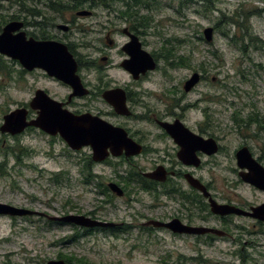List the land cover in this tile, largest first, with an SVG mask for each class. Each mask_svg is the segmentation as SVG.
<instances>
[{
	"label": "rangeland",
	"instance_id": "374dc122",
	"mask_svg": "<svg viewBox=\"0 0 264 264\" xmlns=\"http://www.w3.org/2000/svg\"><path fill=\"white\" fill-rule=\"evenodd\" d=\"M181 2L156 0L148 9H139L150 17L148 51L167 55L169 45L165 42L169 40L176 51L169 62L174 64L177 57H183L187 65L174 67L158 57L159 70L145 84L152 94L149 106L161 111L177 106L172 108L173 112L183 116L188 125H200L220 139L224 153L219 159L241 144L254 157L262 156L264 0H194L186 5ZM17 9L13 0L0 2V29ZM243 12L250 14L246 24L242 18L239 26L228 23L229 18L235 19ZM216 26L212 40H204L203 30ZM0 67L3 68L0 69V125L5 114L22 104L27 106L40 85H46L51 92L64 93L62 88L37 81L35 75L21 78L18 64L1 55ZM193 72L203 75L204 80L193 92L184 95L181 83ZM117 78L124 76L118 73ZM28 115L36 116L31 110ZM129 125L148 126L141 120ZM16 146L26 153L20 154ZM86 153V150L70 151L58 136H49L36 128L18 136L0 133V202L58 218L95 212L105 216V220L132 226L139 222L137 212H160L157 208L147 210L146 206L152 202L145 197L128 206L114 199L110 205H103L105 209L101 211L105 197L97 192L95 184L107 183L112 168L92 166V174L103 178L98 181L86 175L85 179L91 183L84 184L82 174L86 171L82 170V161ZM246 196L253 199L249 192ZM38 216H0V264H46L59 260L58 256L82 258L87 264H163L161 261L165 259L166 264H238L233 253L240 250L252 256L257 264H264V242H191L166 232L149 235L138 229L118 236L98 230L84 235L67 223ZM76 234L78 237L70 241ZM156 238L161 241L154 242ZM179 257L185 258L182 263Z\"/></svg>",
	"mask_w": 264,
	"mask_h": 264
},
{
	"label": "flooded vegetation",
	"instance_id": "af4514ba",
	"mask_svg": "<svg viewBox=\"0 0 264 264\" xmlns=\"http://www.w3.org/2000/svg\"><path fill=\"white\" fill-rule=\"evenodd\" d=\"M155 1L18 0L15 15L5 23V25L10 21L20 23L19 32H23L26 39L53 41L66 45L76 62V75L82 86L79 91L85 93L73 96L71 86L49 76L40 68L28 71L15 61L19 66L18 76L24 78L35 75L37 81L49 84V87L53 84L64 89V93L60 94L51 92L46 85H40L35 91H44L51 99L61 103L63 109L73 114H89L104 120L121 129L130 141L131 148L128 151L121 148L112 153L107 149V156L98 162L93 160L90 147L71 150L66 145L73 152L87 151L82 161L84 167L82 170L86 171L82 174L85 181L86 175L98 181L103 178L102 175L92 174V166L112 168L113 173L107 183L102 181L96 183L97 185L94 183L97 192L105 197L99 209L103 211L105 209L103 205H110L114 199L121 200L128 206L141 202L143 197L152 202V205L146 206L147 210L160 209V212L156 211L154 214L137 212L136 219H139L137 226L117 224L105 220V216H98L95 212L73 215L111 225L94 228L71 226H74L77 232L83 231L84 235L86 232L98 230L118 236V233L129 234L131 229H138L149 235L166 232L172 237L191 242H264V153L259 157L252 155L262 168L259 172L263 181L261 188H258L246 183L241 177L248 170L238 166L236 153L245 146L244 144L219 159L218 157L224 153L220 139L210 135L200 125L197 127L188 125L183 116L173 112L172 108L177 106H170L163 111L149 106L148 101L152 94L145 84L148 83L150 75L159 70L158 57L164 59V56H160L156 51H148L147 38L151 35L148 31L150 17L141 14L139 9H148ZM189 1L188 3H192L194 0ZM213 30L215 31V28ZM136 50L151 55L155 62L153 70L144 73L140 71L133 75L125 68L131 60L130 52ZM117 72L122 74L124 79L117 78ZM202 80L204 76L200 75L199 82L188 92L183 89L186 80L183 81L181 87L184 95L193 92ZM174 93H177L175 89ZM121 98L126 114L117 113L109 102H118ZM21 107L27 108L28 105L22 104ZM33 112L36 114V111ZM28 119L32 118L28 115ZM139 120L146 122L148 126L129 125ZM175 121L180 122L189 131V134L184 132V138L188 139L189 146L183 148L168 133L167 127L162 125H172ZM190 133L201 137L203 141L213 139L217 145L216 151L208 153L206 150L209 145L205 142L199 143L198 138L192 137ZM18 160L16 157L17 162ZM150 174L153 177H150ZM110 183L117 185L121 194L113 192L109 188ZM247 192L252 194V200L247 198ZM211 201L246 212L255 207H262V212L257 218L235 213L218 215L212 212ZM38 217L47 218L46 215ZM172 221H177L178 225L185 227L211 231L179 233L154 224ZM75 237H78L77 234ZM160 241V238L154 240ZM233 254L238 258V264H257L252 256L244 253V250ZM184 259L179 257V263ZM161 262L166 264V259Z\"/></svg>",
	"mask_w": 264,
	"mask_h": 264
},
{
	"label": "water",
	"instance_id": "95a60500",
	"mask_svg": "<svg viewBox=\"0 0 264 264\" xmlns=\"http://www.w3.org/2000/svg\"><path fill=\"white\" fill-rule=\"evenodd\" d=\"M4 1V0H0ZM88 14V12H82ZM20 23L10 21L4 25L0 32V55L18 61L24 69L31 71L34 68L44 70L49 76L55 77L63 83L71 86L73 96H81L85 91L80 92L82 88L78 76L76 75V62L73 55L68 51L66 45L53 41H36L32 38L26 39L23 32H19ZM203 37L210 42L213 37V28L207 27L203 30ZM138 51V50H136ZM130 52L131 60L125 68L133 75L153 70L155 62L149 53L144 51ZM136 52V53H135ZM200 80L198 73H193L188 80L185 81L183 89L185 92L190 91ZM117 113L126 114L123 98L118 102L109 101ZM28 110L36 111V117L28 119ZM167 127L168 133L175 138L183 148L189 146L188 139L184 138V132L189 131L183 125L175 121L174 124H162ZM27 128H37L45 134L60 137L63 142L71 150H79L82 147H90L92 149V158L94 161H102L107 156V149L112 153L118 149L131 148V143L127 139L126 134L113 125L104 120L91 116L89 114L76 115L63 109L62 104L51 99L44 91L36 90L34 96L28 103V109L24 107L15 108L3 116V122L0 125V133L9 134L11 136L20 135ZM191 135V133H190ZM198 138V142H205L208 146V153L216 151L217 145L213 139L203 141L201 137L191 135ZM199 142V143H200ZM191 144V143H190ZM237 164L240 168L247 169L248 172L242 174V180L246 183L261 188L262 178L259 170L262 168L258 165L249 149L244 146L237 153ZM149 176V175H148ZM150 177H153L150 174ZM194 182V180H193ZM191 182L193 185H195ZM109 188L118 194H121L117 185L110 183ZM207 195V194H206ZM211 210L215 214L227 215L238 214L251 217H258L262 212V207L252 208L249 212L226 206L218 205L211 201ZM43 215L36 211L25 208L15 207L0 202V216L23 217L30 215ZM52 221L73 224L78 227L93 228L104 227L111 224L101 223L90 218L80 215H65L61 217H49ZM158 226L171 228L174 232L179 233H200L204 228H189L178 225L177 221L169 223H155ZM180 226V227H179ZM211 231V230H207ZM46 264H66L63 260H50Z\"/></svg>",
	"mask_w": 264,
	"mask_h": 264
},
{
	"label": "trees",
	"instance_id": "16d2710c",
	"mask_svg": "<svg viewBox=\"0 0 264 264\" xmlns=\"http://www.w3.org/2000/svg\"><path fill=\"white\" fill-rule=\"evenodd\" d=\"M152 1H154V0H152ZM188 1L189 0H183V2H181V4H183V5H186L187 3H188ZM13 2H15V3H17L18 2V0H13ZM190 2V1H189ZM136 4H137V2H136ZM249 13V12H248ZM246 14V13H242V14H240V15H237V17L235 18V19H233V18H229V20H230V22H228L229 24H232V25H234V26H239V24H241L242 22H240L239 20V18H242V21H244V23L246 24V21H248V18H249V16H250V14ZM4 22V21H3ZM148 23H150V21L148 22ZM215 28V30H216V28H217V26L216 27H214ZM1 30V29H0ZM176 41L178 42V43H180L179 41L180 40H178V39H176ZM171 42L169 41V40H167L166 41V44H168L169 45V47H167V49H166V51H167V55H165L164 56V59H166V61H168V63H170L169 62V60L173 57V56H175L176 54V51L171 47V44H170ZM213 56H215L216 57V54L215 53H213L212 54ZM172 56V57H171ZM178 59H177V61H175L174 62V66H177V67H183V66H187L186 65V62H185V58H183V57H177ZM0 69H3L2 67H0ZM233 120H234V122L238 125V121H237V119L234 117L233 118ZM254 123H256V124H260V121H257V120H254ZM17 149V151L20 153V154H25L26 153V150H24L23 148H17V146H16V148H15V150ZM11 150V149H10ZM15 157H17L18 158V156L16 155ZM19 157H21V155H19ZM56 176H58V175H56ZM57 180V179H56ZM84 183H87V184H90L91 182H90V179H86V181L84 180ZM74 237L75 236H72V237H70L71 238V240L70 241H72L73 239H74ZM58 259H63L67 264H73L74 263V261H75V263L76 264H87V260H85V259H82V258H79L78 260H76V259H74V257H72V256H58L57 257Z\"/></svg>",
	"mask_w": 264,
	"mask_h": 264
}]
</instances>
